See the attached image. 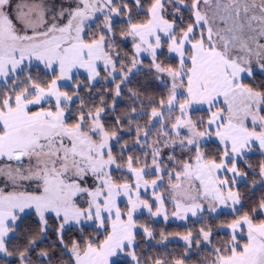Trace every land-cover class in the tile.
I'll use <instances>...</instances> for the list:
<instances>
[{"label": "snow or ice", "instance_id": "1", "mask_svg": "<svg viewBox=\"0 0 264 264\" xmlns=\"http://www.w3.org/2000/svg\"><path fill=\"white\" fill-rule=\"evenodd\" d=\"M0 264H264V0H0Z\"/></svg>", "mask_w": 264, "mask_h": 264}]
</instances>
